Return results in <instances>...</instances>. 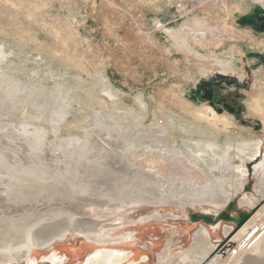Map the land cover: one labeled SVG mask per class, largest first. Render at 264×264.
Segmentation results:
<instances>
[{"label":"rangeland","instance_id":"1","mask_svg":"<svg viewBox=\"0 0 264 264\" xmlns=\"http://www.w3.org/2000/svg\"><path fill=\"white\" fill-rule=\"evenodd\" d=\"M257 8L264 9V0H0V83L16 88L15 94L23 100L33 98L38 105L46 106L42 112L33 114L30 106L23 102L17 107V118L30 115L34 122L50 119L49 104L59 98L64 105V115L62 121L55 123L61 125L62 132L88 133L86 142L78 144L84 149H75L74 142L61 145L60 149L66 150L67 155L64 163L71 166L63 174L15 178L8 176L14 166L13 159L6 162L0 157V197L11 208L7 210L16 215L22 209L30 210L32 221L27 225L36 230L48 223L54 226L63 219L75 220L74 212L59 209L65 203H74L75 197H89L84 195L87 181H90L89 195L103 194L108 185L125 189L127 186L146 187L130 176L121 178L124 184L119 183L120 174L112 175L107 165L103 166L98 153L108 152L112 146L100 133L90 132L95 121L126 126L147 142L154 136L155 144L160 140L157 127L169 123L174 148L183 154L187 144L193 145L199 139L216 136L219 145L227 143L232 138L227 133L217 134L204 122L194 119L193 114L209 104L190 100L189 92L202 79L221 73L218 66L213 65L214 60H231L234 72L224 75L237 80V85L230 86L229 90L241 96L242 119L209 107L217 114H227L234 119L241 130L240 140L261 144L255 160L245 164L247 174L242 189L231 200L238 205L232 210V216L238 211L255 214L264 205V199L261 200L254 189L253 178V166L264 157V129L262 131L261 122L248 113L246 103L249 94H256L264 106V34L238 24V20ZM223 22L227 25L226 31L222 29ZM200 29L204 30L203 35L194 33ZM171 32H178L185 39L189 56L177 48ZM200 38H205V42H199ZM214 38L220 39V43L209 44ZM10 132L7 131L9 138L5 135L6 143L17 136H10ZM8 143H16L18 147L22 140L16 137ZM157 145L161 147L162 143ZM75 151L83 157L75 160ZM141 151L137 149L133 155L147 152ZM50 159L48 155L43 160H35L33 166H53ZM233 160L232 167L241 165L238 158ZM65 164L60 168L65 169ZM119 166L118 169H124ZM132 168L139 167L133 165ZM77 169L79 174H75ZM76 176L79 184H75ZM147 188L157 189V194L172 198L184 195L177 187L168 185ZM110 189L108 195L125 193V189L114 192ZM244 196L250 202L240 206L239 200ZM157 204L160 203L118 208L89 205L84 209L89 217L102 222L110 220L111 224L106 232L92 240L108 238L116 242L94 245L85 242L82 234L69 233L44 248L31 249L21 260L9 258L0 264H82L95 249L123 253L127 257L120 264H167L169 259L191 247L194 234L200 228L209 233L214 248L212 255L202 262L208 264L215 255L225 253V246L239 231L233 233L231 224L215 218L229 208L227 205L193 202L179 210ZM56 209L62 214H54ZM154 210L167 218H154ZM202 213L213 216L215 228L200 220L192 222V215ZM15 220L10 214L0 213V231L11 232L9 226L16 224ZM226 227L231 230L225 235ZM165 250L167 254L159 260L158 255Z\"/></svg>","mask_w":264,"mask_h":264},{"label":"bare ground","instance_id":"2","mask_svg":"<svg viewBox=\"0 0 264 264\" xmlns=\"http://www.w3.org/2000/svg\"><path fill=\"white\" fill-rule=\"evenodd\" d=\"M197 25L198 27L200 26L199 24ZM201 26L204 29L205 26ZM226 27L227 25L223 22V31H226ZM203 29L197 30V32L194 30V33L203 35ZM187 33L192 34V32ZM170 34L174 36L177 48L183 51L184 55L189 56L187 44L185 43V39L179 35L180 33L171 32ZM220 41V39L214 38L208 42H211L209 44L217 45ZM182 42L183 45H181ZM199 42H205V38H200ZM213 65H217L223 74L234 72L231 60L228 62L225 60H214ZM16 91V88H9L0 83V157L6 162L13 159L14 165L9 170L8 176L21 178V176L27 175L63 174L69 171L71 166L64 163V158L67 157L66 150H61L60 147L63 143L74 142L76 144L75 149H84L81 145L78 147V144L86 142L88 133L72 135L62 132L61 125L55 123L62 121L61 119L64 115V105L59 98H54L49 104L51 106L49 108H52V117L50 119L34 122L30 115L29 117L25 116L22 119H18L17 107L23 102H26L30 106L33 114L42 112L46 106L38 105L33 98L23 100L21 96L18 97L15 94ZM246 106L248 113L261 122L263 131L264 106H262V100L256 94H249ZM193 116L196 121L204 122V125L206 124L215 133L224 132L232 138L224 145H219L216 141V136L199 139L193 145L187 144V151L183 154L174 148V143L170 139L172 126L169 123L157 127L160 140L155 144L154 136H151L153 140L149 139L147 142L145 138L143 140L142 136L135 135L126 126L122 127L119 124L107 125L101 121H95L90 132L93 134L100 133L112 146L110 151L100 152L98 153L99 156L97 155L98 159L102 160L103 166L107 165L106 167L112 175L116 172L120 174L117 177L119 183L124 184L121 178L130 176L131 179L135 178L138 180L136 181L137 184H144L143 186L146 187L135 188L127 186L125 189L121 186L108 185V190L111 188L110 190L114 192L115 190L120 191V189H125L123 190L125 193L118 192L117 194L112 193V195H108V190H104L103 194H96V192L94 193L95 195L91 193L89 195L87 188L90 186V181H87L86 185H84L86 186L84 188V195H88L89 197H75L74 203H65L59 209L74 212L75 220L63 219L58 221L54 226L48 223L51 227H48V224H46L45 227L42 226L36 230L30 227V224L27 225L29 221H32L30 210L22 209L20 214H12L7 210L9 209L8 203H5L4 199L0 197V213L10 214L11 218L16 219V224L9 226L12 227V229H9L11 230V232L9 231L11 234L8 231H0V262H4L9 258L21 260L27 256L28 251L31 249L44 248L56 238L69 233H75V235L82 234L88 240H92L93 236L103 234L110 227V220L102 222L96 220L94 216H91L92 218L89 217V214L84 212V209L88 208L89 205H95L98 208H118L123 205L130 206L137 203H147L153 206L156 203H160L157 205H169L175 209L184 210L187 205L195 202L211 203L225 207L241 191L247 174L245 164L255 160L260 151L261 144L257 141L240 140L238 135L241 130L234 119L227 114H217L209 106H206L203 111H196ZM8 130H11L10 136L17 135V138H21L22 143L18 144V147H15L16 143H8L16 137L8 140L7 143L4 141ZM202 133L204 135V132ZM6 136L9 138V134ZM159 143H162L161 147L157 145ZM137 149L142 150L141 152L147 150V152L140 156H138L139 154L133 155ZM85 154L83 153V155ZM48 155L52 157L50 160L54 163L53 166L55 167L47 164L37 167L33 166L35 160H43ZM130 156H133V159ZM81 157H83L82 154L75 151V160ZM234 158H238L241 165L238 164V166L232 167L230 162ZM133 162L136 164H133ZM62 164L66 165L65 169L60 168ZM133 165L139 168H132ZM117 166L124 169H118ZM79 173L80 170L77 169L75 174ZM76 178L75 184H79V177L76 176ZM95 178L97 177L94 176ZM253 178L255 181L254 189L262 200L264 199V157L260 163L253 166ZM118 179L116 180L118 181ZM93 182L96 183L95 180ZM152 185L159 186V188L165 185H168L169 188L177 187L180 193H184V195L177 196L176 198L162 196L161 193L157 194V189L147 188ZM80 194L83 195V192H80ZM249 202V199L244 196L239 200V205L245 206ZM57 210H55L57 213L54 214H62ZM153 217L165 220L167 215L154 210ZM1 229L3 228L1 227ZM230 230L231 228L226 227L224 234H229ZM108 242L116 241L107 238L95 243L104 244ZM118 242H121V240L119 239ZM225 247V253L220 252L215 255L212 260L209 259L211 261L208 264H264V205L246 220ZM213 249L207 233L203 228H200L194 234L191 247L184 253L176 256V258L169 259L166 263L202 264L204 260L212 255ZM166 254L167 250L158 255L159 260L162 255ZM223 254L227 255L223 257ZM126 257L123 253L121 255L119 251L98 250L94 254L89 255L82 264H120ZM59 261H62V259Z\"/></svg>","mask_w":264,"mask_h":264},{"label":"flooded vegetation","instance_id":"3","mask_svg":"<svg viewBox=\"0 0 264 264\" xmlns=\"http://www.w3.org/2000/svg\"><path fill=\"white\" fill-rule=\"evenodd\" d=\"M254 10L257 11L256 14H254ZM254 10L246 16H243L247 17L245 20L246 23L241 25L249 26L252 30L264 34V9L257 8ZM236 85L237 80L234 77L221 73H213L212 75L208 76V78H204L196 84L195 88L189 92V98L196 103L206 102L207 104H209V106L216 109L220 113L226 111L233 118L242 119L244 107L240 100L241 96L236 92L235 94H232L229 90L230 86ZM241 123H244V121L241 120ZM236 207L238 208V205L236 206V204H233L225 212H222L221 214L215 216L217 221H224L228 224H231L233 226V233L238 230L236 220L249 215V212L242 213L238 211L236 216H232V210L234 208L237 209ZM191 217L192 222H194L195 220H200L210 228H215L216 226V224H214L215 222L212 223L211 220L213 216H209L207 213H202L201 215L194 214ZM207 235L210 238L208 232ZM94 237L96 236H93V238ZM98 250L104 249H95L92 254H94Z\"/></svg>","mask_w":264,"mask_h":264},{"label":"water","instance_id":"4","mask_svg":"<svg viewBox=\"0 0 264 264\" xmlns=\"http://www.w3.org/2000/svg\"><path fill=\"white\" fill-rule=\"evenodd\" d=\"M257 13V11L256 10H254V14H256ZM246 18L247 17H242V18H240L239 20H238V24H244V23H246L245 22V20H246ZM258 128V125L256 126V129ZM233 205V203H232V201L231 202H229L228 204H227V206L226 207H230V206H232ZM251 215H247V216H244V217H242L241 219H238V220H236V223H237V229H240L241 227H242V225L246 222V220L250 217ZM84 240H85V242H87V243H89V244H94V245H96V243L95 242H93L92 240H88L87 238H85V237H82ZM103 245V244H102Z\"/></svg>","mask_w":264,"mask_h":264}]
</instances>
